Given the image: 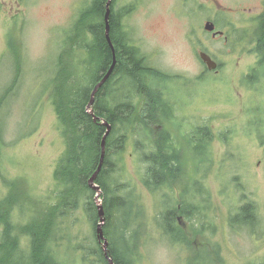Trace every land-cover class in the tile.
<instances>
[{
  "label": "rangeland",
  "instance_id": "1",
  "mask_svg": "<svg viewBox=\"0 0 264 264\" xmlns=\"http://www.w3.org/2000/svg\"><path fill=\"white\" fill-rule=\"evenodd\" d=\"M217 1L225 12L209 9L212 5L207 0H115V9L125 13L136 45L160 72L154 75L153 85L165 92L163 100L169 102L170 113L154 130L157 137L162 132L168 135L189 171L174 188L175 197L181 202L189 196L203 207L209 221L205 231L199 222L180 217L194 249L173 247L161 228L162 209L140 181L136 138L131 136L123 157L125 178L132 180L139 204L135 229L142 243L140 264H188L201 255L210 264H264V45L259 41V16L245 11L260 3ZM88 2L0 0V93L15 77L12 46L20 47L25 60L22 86L6 106L11 115L0 155V200L9 194L14 180L23 182L32 197L44 202L52 199L54 170L66 146L50 93L41 98V81L52 74L58 43ZM209 22L215 25L214 33L227 31L237 42L215 39L217 34L205 29ZM201 53L208 54L218 68L209 70ZM138 96L136 103L141 106L145 101ZM31 113L36 122H31ZM37 123L33 134L20 139ZM200 128H207L211 140L199 154L194 152V133ZM198 140L203 139L198 136ZM202 158L211 161L210 168L206 169L205 161L200 163ZM193 177L204 186L206 202L194 197ZM166 190L173 194L170 187ZM241 197L242 203H256L260 224L255 233L251 227L231 225ZM99 204L103 205L102 194ZM79 216L76 224L70 217L62 221L60 234H55L59 255L70 264H82L73 248L93 236L86 218ZM13 220L16 224L26 221L19 207ZM28 244L23 238L22 248L28 251Z\"/></svg>",
  "mask_w": 264,
  "mask_h": 264
},
{
  "label": "trees",
  "instance_id": "2",
  "mask_svg": "<svg viewBox=\"0 0 264 264\" xmlns=\"http://www.w3.org/2000/svg\"><path fill=\"white\" fill-rule=\"evenodd\" d=\"M107 2L90 0L84 4L72 27L64 32V38L58 43L52 74L41 81V98L50 93L66 146L53 175L56 188L52 191V199L55 202H51V197L45 202L32 197L20 180L10 184L9 194L0 200V264H70L69 260L59 255L55 234H60L62 221L69 217L74 218L76 224L79 214L86 218L90 226L89 234H93L87 242H78L73 248L80 254L82 264H110L109 257L114 264H140L142 243L135 229L138 221L135 207L139 208V204L131 188L132 180L125 178L123 157L131 136L136 138L134 149L139 154L140 181L157 199L162 209L159 212L161 228L173 247L185 251L194 249L189 234L180 225V217L199 222L202 230L209 228L202 206L188 199L189 196L181 202L175 197L174 188L181 184L184 177H188L189 171L186 160L173 149L168 135L162 132L157 137L154 130V125L170 113L169 102L163 100L165 92L153 85L157 81L154 75L160 72L148 64L146 56L136 45L125 23V13L115 9V0L111 5L110 36L117 65L96 94L94 115L88 111L95 87L114 61V53L106 37ZM260 35L264 39V28ZM19 48H11L15 63L14 80L0 93V155L6 145L7 119L11 115L6 106L16 97L25 73V60ZM138 95H142L145 101L141 106L136 103ZM31 114V122H36V116ZM96 117L100 119L96 121ZM103 122L112 128L106 139L103 169L97 179L106 213L104 235L109 242L108 258L104 241L98 235L101 221L95 200L97 192L90 186V180L100 166L103 141L108 130ZM38 127L37 123L32 132L28 133V130L27 135L20 139L30 136ZM194 136V142L197 141L194 152L203 153L211 140L210 132L207 128H200ZM198 136L203 140L199 141ZM202 162L209 164L206 169L210 168L211 161L202 158ZM168 187L172 195L166 193ZM193 192H196L194 197L201 196L206 202L204 186L195 177ZM241 198L231 225L251 227L255 233V227L260 224L256 203H242L244 198ZM18 207L26 217L21 224L13 220ZM23 238L28 239V251L22 248ZM203 257L194 256L188 264H210L204 262Z\"/></svg>",
  "mask_w": 264,
  "mask_h": 264
},
{
  "label": "water",
  "instance_id": "3",
  "mask_svg": "<svg viewBox=\"0 0 264 264\" xmlns=\"http://www.w3.org/2000/svg\"><path fill=\"white\" fill-rule=\"evenodd\" d=\"M112 1L113 0H108L107 2V8H106V14H105V24H106V37H107V40L113 50V53H114V61H113V65L111 66L110 70L108 71V73L105 75V77L97 84V86L95 87L93 93H92V99H91V102L89 103L88 105V111L89 113H91L92 115H94V112H93V106H94V103H95V97H96V94L97 92L100 90V88L107 82V80L111 77L116 65H117V56H116V51H115V47L113 45V42L111 40V36H110V31H111V24H110V21H111V5H112ZM205 29L207 31H215V25L213 23H207L206 26H205ZM200 57L201 59L208 65L209 67V70H216L218 68V64L212 60V58L206 54V53H201L200 54ZM100 118H95L96 121H98ZM103 124H105L108 128L107 130V134L106 136L104 137V141H103V153H102V158H101V162H100V166L97 170V172L95 173V175L93 176V178L90 180V186L97 192V197H96V203H97V206H98V209H99V217H100V221L101 223L99 224L98 226V235L100 237V239L102 241H104V250H105V253H106V256L108 258V247H109V242L108 240L106 239L105 235H104V225H105V222H106V213H105V210H104V207L103 205L99 204V198H100V195L102 194V190H101V187L99 185H97V179H98V176L101 172V170L103 169V165H104V161H105V155H106V139L108 137V135L110 134L111 132V126L110 124H107L105 122H103ZM179 222L180 224H182V219L180 218L179 219ZM109 261H110V264H114L113 260L109 257Z\"/></svg>",
  "mask_w": 264,
  "mask_h": 264
},
{
  "label": "flooded vegetation",
  "instance_id": "4",
  "mask_svg": "<svg viewBox=\"0 0 264 264\" xmlns=\"http://www.w3.org/2000/svg\"><path fill=\"white\" fill-rule=\"evenodd\" d=\"M207 1H209V3H210V5H212V7H209V9H216V10H218V11H220V12H225V9L223 8V6L222 5H220L219 4V2L217 1V0H207ZM257 1H259L258 3H260V5H258L257 7H255V8H249L248 10H245V11H247V13L248 14H252V15H257V16H259L258 18H257V20L259 19L260 20V23H261V25H260V31L264 28V0H257ZM219 4V5H218ZM106 8H107V6H106ZM255 9L256 10H258V12L256 13V14H254V12H255ZM230 12H233V11H231V9H230ZM217 31H218V29H217ZM231 30H229V32H230ZM219 32V31H218ZM212 33V35L213 34H217V36L216 37H214L215 39H217V38H224V40L227 42V43H230V42H232V43H236L237 41H234L233 42V38H230V35L227 33V31L226 32H220V33ZM261 35L259 36V41L263 44L264 43V39H261Z\"/></svg>",
  "mask_w": 264,
  "mask_h": 264
},
{
  "label": "bare ground",
  "instance_id": "5",
  "mask_svg": "<svg viewBox=\"0 0 264 264\" xmlns=\"http://www.w3.org/2000/svg\"><path fill=\"white\" fill-rule=\"evenodd\" d=\"M114 45V44H113Z\"/></svg>",
  "mask_w": 264,
  "mask_h": 264
}]
</instances>
